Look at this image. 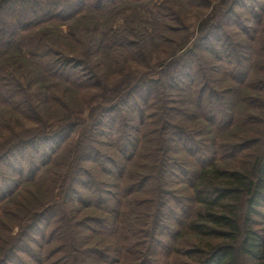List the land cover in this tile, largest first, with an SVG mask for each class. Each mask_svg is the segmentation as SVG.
Returning <instances> with one entry per match:
<instances>
[{
	"label": "trees",
	"instance_id": "1",
	"mask_svg": "<svg viewBox=\"0 0 264 264\" xmlns=\"http://www.w3.org/2000/svg\"><path fill=\"white\" fill-rule=\"evenodd\" d=\"M262 208L264 0H0V264H264Z\"/></svg>",
	"mask_w": 264,
	"mask_h": 264
},
{
	"label": "rangeland",
	"instance_id": "2",
	"mask_svg": "<svg viewBox=\"0 0 264 264\" xmlns=\"http://www.w3.org/2000/svg\"><path fill=\"white\" fill-rule=\"evenodd\" d=\"M213 2L215 1V0H212ZM219 1V0H218ZM182 4V3H181ZM180 3L178 4V6H180L181 5ZM183 5V4H182ZM175 7L174 6V9L173 10H175V11H181V12H183V13H188L189 15L192 13V16H194V14H198V13H200V12H198V13H195V12H192L193 11V9H189V8H187V7ZM196 21V19L194 18V17H191V22H195ZM197 26V25H196ZM196 26H194L193 28H192V31H194L195 30V28H196ZM62 32L64 33V36H67L66 34H68V32H69V27L68 26H65L64 28H62ZM62 33V34H63ZM74 50V49H73ZM73 102V101H72ZM77 107V105L76 104H73L72 103V109H71V111H68V109H61V108H57V107H47L46 109H45V116L47 117V119L51 122V123H55V124H59L60 122L62 123L63 121H66L67 119H69L70 117H71V115H72V113H73V108H76ZM58 124L57 125H55V127H57L58 126ZM238 135H241V133L239 132V131H234L233 132V134L232 135H234V136H237V134ZM60 139H62V138H60ZM65 158V156L61 159V161L63 160ZM60 162V159H59V161H58V163ZM54 168V167H53ZM53 168H50V169H48V170H46V171H44L41 175H40V182L39 183H41V184H37L36 185V187L34 186L32 189H31V193H32V195H33V192H35L36 194H40V191H38L37 192V190H40V187L41 186H43V189H42V191L44 192V188H46V185H48V183H49V180H50V178L51 177H53ZM54 169H56L57 170V172H60V173H63V169L62 168H59V167H57V168H54ZM51 171V172H50ZM42 191H41V193H42ZM34 193V194H35ZM41 199H42V201H40L41 202V204H43L45 201H47V197L45 196V194L43 193V196H42V194H41ZM46 206V205H45ZM258 212H261L262 213V215L264 216V208H262V209H259L258 210ZM254 220L255 221H257V222H261L262 220H261V218L260 217H258V216H256V217H254Z\"/></svg>",
	"mask_w": 264,
	"mask_h": 264
}]
</instances>
